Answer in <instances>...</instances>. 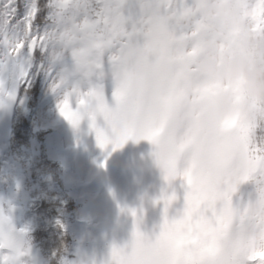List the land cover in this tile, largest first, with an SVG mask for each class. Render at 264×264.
Here are the masks:
<instances>
[{
	"label": "snow or ice",
	"instance_id": "snow-or-ice-1",
	"mask_svg": "<svg viewBox=\"0 0 264 264\" xmlns=\"http://www.w3.org/2000/svg\"><path fill=\"white\" fill-rule=\"evenodd\" d=\"M245 16L264 30V0ZM230 40L229 26L197 16L191 0H0V105L42 72L74 129L87 121L102 150L149 141L172 189L156 201L160 231L142 232L133 210L131 244L113 246L106 264H253L257 255L264 264V137L203 107L179 118L211 87L193 71L202 47L227 54ZM177 181L183 207L169 218ZM249 181L255 198L234 205ZM24 236L0 208V264H26Z\"/></svg>",
	"mask_w": 264,
	"mask_h": 264
},
{
	"label": "rangeland",
	"instance_id": "rangeland-1",
	"mask_svg": "<svg viewBox=\"0 0 264 264\" xmlns=\"http://www.w3.org/2000/svg\"><path fill=\"white\" fill-rule=\"evenodd\" d=\"M61 99L52 92L47 76L36 70L30 84L20 86L12 137L8 142L0 137V174L6 175L4 184L0 183L2 201L15 228L27 236L26 264H34V259L41 264H62L52 257L42 258L44 250L28 238L40 233L39 227L50 226V221L40 222L28 213L34 209L32 202L46 200L59 209L61 229L71 237L64 260L106 264L113 246L131 244L136 226L133 210L143 218L142 232L153 235L160 231L164 209L156 201L172 189L152 156L154 146L149 141L129 140L118 150L113 151L111 145L102 150L87 121L77 130L61 115ZM98 123L103 126L102 120ZM34 174H39L40 185L28 190ZM179 183L174 185L179 199L169 209V218L183 207ZM255 192L252 181L240 185L234 205L247 204ZM46 249L59 250L48 242ZM260 259L257 255L253 264Z\"/></svg>",
	"mask_w": 264,
	"mask_h": 264
},
{
	"label": "clouds",
	"instance_id": "clouds-1",
	"mask_svg": "<svg viewBox=\"0 0 264 264\" xmlns=\"http://www.w3.org/2000/svg\"><path fill=\"white\" fill-rule=\"evenodd\" d=\"M193 12L209 22L222 21L231 30L229 51L205 44L193 71L211 87L196 104L180 113L181 123L203 107L217 121L234 120L264 128V30L246 19L251 0H191Z\"/></svg>",
	"mask_w": 264,
	"mask_h": 264
},
{
	"label": "trees",
	"instance_id": "trees-1",
	"mask_svg": "<svg viewBox=\"0 0 264 264\" xmlns=\"http://www.w3.org/2000/svg\"><path fill=\"white\" fill-rule=\"evenodd\" d=\"M260 137H264V128L258 129L257 130V139L259 140ZM57 174H61L60 172H57ZM6 175H0V179H1V183L4 184V180H5ZM40 176L39 174H34V176L31 177V186L30 184L28 186H30V188L28 190L31 189V187H38L40 185ZM63 182V179H62ZM64 183V182H63ZM38 184V186H37ZM63 190H64V186H62ZM34 200V199H31ZM46 200V199H43ZM35 204V205H34ZM32 208L29 210L28 213H31V215L39 220L40 222H45L47 223L48 221H50V226L48 228L46 227H39L41 230V235L38 231H37V235H29L28 238L33 239L32 243L34 242L35 244H38L40 248H42V250H44V252L41 254L42 258H46V257H52L55 260H61L62 262L65 261L64 259L67 257V249L70 243H72V241L68 238H71L68 234L67 231H64L62 228V217L60 216L61 212L59 211V209H55L54 205L51 203H49V201H44L42 203H33L32 202ZM70 210L67 211L68 215L71 216V214L69 213ZM10 212V211H9ZM44 229H50L49 231H42ZM47 242L53 244V247H56L59 250H48L47 248Z\"/></svg>",
	"mask_w": 264,
	"mask_h": 264
},
{
	"label": "water",
	"instance_id": "water-1",
	"mask_svg": "<svg viewBox=\"0 0 264 264\" xmlns=\"http://www.w3.org/2000/svg\"><path fill=\"white\" fill-rule=\"evenodd\" d=\"M19 89L20 87L18 88L17 95L14 100L6 99L0 107V136H2L4 142L10 141L12 137V133H13L12 120L18 103ZM0 208H2L4 213L6 214V209L4 207L1 197V189H0ZM24 239L27 242L26 234L24 236ZM33 262L34 264H41V262L37 259H34Z\"/></svg>",
	"mask_w": 264,
	"mask_h": 264
}]
</instances>
